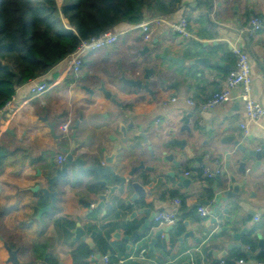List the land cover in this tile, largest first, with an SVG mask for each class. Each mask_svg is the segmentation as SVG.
I'll list each match as a JSON object with an SVG mask.
<instances>
[{
	"label": "crops",
	"instance_id": "crops-1",
	"mask_svg": "<svg viewBox=\"0 0 264 264\" xmlns=\"http://www.w3.org/2000/svg\"><path fill=\"white\" fill-rule=\"evenodd\" d=\"M254 18L262 22V29L249 35L247 30ZM155 19L159 22L151 25L150 41L144 40L140 28L122 25L114 30L122 33L119 41L88 53L78 76L70 72L68 57L46 76L19 87L11 100L13 111L0 116V221L13 216L16 220L11 221L10 230L29 241L27 256L14 243H7L19 252L22 261L34 264L33 248L43 242L50 246L59 264H74L70 251L85 243L75 239L74 232L80 225L87 238L93 235L94 248L97 238L108 241L115 249L117 264H185L188 260L195 264L197 257L215 264L209 254L223 252L221 264H264L256 260L264 252V168L255 172L252 160L246 165V174L240 173L235 161L240 154H234L233 144L222 143L225 138H234L249 148L264 146V117L258 123L247 120L239 90L223 106L206 111L201 108L213 94L225 89L237 61L235 49L249 54L251 94L264 106V0H182L174 14L146 22ZM182 20L187 21L188 37L170 26ZM203 43L214 55L209 66L190 65L207 56L192 53ZM163 57L185 61L180 65ZM148 69L153 71L148 90L130 87L122 80H143ZM40 82H46L48 90L31 94V87ZM189 100L196 106H190ZM201 112L210 113L211 119H202ZM188 114L190 137L180 132ZM242 123L247 125V134L240 127ZM77 124L79 129L75 131ZM120 125H132L126 139ZM139 132L146 134L151 150L141 147L144 139L136 137ZM174 138L187 139L194 150L193 158L179 159L184 176L190 173L185 176L191 178L187 187H178L177 177L170 176L176 168L163 155L164 151L174 152L169 144ZM137 142L140 146L136 148ZM74 144L79 148L73 158H81L84 167L70 166L66 177L54 183L56 205L38 217L39 210L51 204L41 190L49 188L48 178L66 166L64 151H73ZM114 153L118 164L114 168L125 177L141 162L145 167L161 168L148 175L142 171L132 179L143 194L133 204L126 205L136 194L129 188L113 197L104 209H95L104 194L99 183H114L84 168L102 164L103 155ZM228 154L232 156L229 171L225 168ZM60 155L65 157L63 164L57 163ZM218 165L223 168L221 176L213 180L202 176V166L216 169ZM230 175L241 185L232 198L226 195L232 185ZM37 186V191L32 190ZM45 200L48 205L40 206ZM202 207L208 211L205 217L199 214ZM5 210L10 212L2 217ZM159 212H177L178 221L173 226L158 227L154 217ZM213 219L217 222L210 224ZM185 222L193 237L183 238L187 233ZM143 227L139 237L132 240L131 236ZM171 227L153 249L145 247L157 232ZM219 229L225 231L218 235ZM7 237L0 230V264H5L3 241ZM229 244L239 247L227 249ZM142 250L144 259L139 258ZM97 255L89 264H100L101 255Z\"/></svg>",
	"mask_w": 264,
	"mask_h": 264
},
{
	"label": "trees",
	"instance_id": "trees-1",
	"mask_svg": "<svg viewBox=\"0 0 264 264\" xmlns=\"http://www.w3.org/2000/svg\"><path fill=\"white\" fill-rule=\"evenodd\" d=\"M181 1L0 0V109L19 87L41 79L67 59L82 40L122 25L138 27L148 19L168 17ZM47 205V200L40 203ZM70 254L74 264H89L97 254H111V264H117L115 249L104 238H97L93 249L80 243ZM32 257L34 264H59L47 243H36ZM256 260L264 263V252Z\"/></svg>",
	"mask_w": 264,
	"mask_h": 264
},
{
	"label": "water",
	"instance_id": "water-1",
	"mask_svg": "<svg viewBox=\"0 0 264 264\" xmlns=\"http://www.w3.org/2000/svg\"><path fill=\"white\" fill-rule=\"evenodd\" d=\"M214 45H216V43H214ZM207 43H203L202 44V48L199 50H196L195 52H192L193 54H207V56L204 57H200L197 58L195 60H193V62L190 63V65L193 64H199L201 66H209L210 61L212 59V55L211 53L207 52ZM145 51H149L148 48L145 49ZM164 59H169L174 63H178V64H183L184 63V59H180V58H175V57H163ZM213 65L216 66L218 65V62H213ZM153 75V71L151 69H148L146 71V75L143 78V80H138V81H134V80H126L124 77H122V80L125 82V84H127L130 87H134V88H138V89H145L148 90V86L147 84L149 83V80L151 79ZM104 91V89H102ZM86 91H89L88 88H86ZM105 92V91H104ZM190 117L191 115H187L186 117L183 118L184 121V126L181 128L180 132H187L188 136L190 137L192 135V130L189 126L190 124ZM200 117L206 121H209L212 117V115L208 112H201ZM133 125V124H132ZM132 125L130 126H125V125H120V132L123 134L124 138H127V133L128 130L132 127ZM52 134H54V125H50ZM79 129V124H77L74 128L75 131H77ZM137 138H142L144 139L141 147H145L147 146V148H149V150H151L150 147V142L147 141L146 138V134L144 132H139L136 134ZM74 138H76V134H74ZM223 144H233L234 145V154H240V156H237V158L235 159V161L238 163L239 167H238V171L242 174H246V165L248 162L254 160V171L256 172L258 168H264V146L262 145L260 148H249L247 146H244L243 144H241L240 142H237L234 140V138H225L222 141ZM169 144L171 146H173L175 148L174 152L171 154H167V151L163 152V155L166 157V160L170 161L173 163V165L176 168V172L175 173H171L170 176L172 178L177 177L179 183H178V187H182L185 186L187 187L188 184L191 182V178H186L183 174V170L181 169V162L179 159H182L183 156H187L188 158H193L194 157V153H193V149L189 146L187 139L183 138V139H179V138H174L172 141L169 142ZM136 148L140 146V143L137 142L135 144ZM76 148H79V146H76V144H74L72 146L73 151H69V150H65L64 153L66 154V166L58 169L56 171V175L53 177L48 178V182H49V188L47 189H42L41 192L50 199L51 204L49 207H46L44 209H40L39 213H38V217H41L42 214H44L45 212L49 211L51 208L55 207L56 205V197H57V193L54 191V183L60 181L61 178H65L67 173H68V168L70 166L76 165L79 167H84V161L81 158H73L74 155V150ZM118 149V148H117ZM104 152V151H103ZM105 154V152H104ZM152 156L155 155L154 152H151ZM1 155H3L2 152H0V157ZM116 153H114V155L112 156H107V155H103V159H102V164L99 165H91L88 166L86 168H84L85 171H93L97 176L99 177H108L112 180V182L114 183V185H108V183L106 181H101L99 183V186L101 188V190L104 192V194H101L99 196V203L95 206V209H104L105 206L111 201V199H113V197H115L116 195H119L120 193L125 192L126 189H134V191L136 192V194L130 199L128 200V202H126V205H131L133 204L137 198L139 196H142L143 194H141V188L140 186H138V184L133 183L132 179L137 175V174H141V172H145L146 175L156 172L159 170V168H161L160 166H155L154 168L151 167H145L144 164L141 162L138 166H135L133 168L130 169L129 174L127 175V177L122 176L120 173L117 172V170L114 167H118V164L115 163V157ZM196 161L201 162L200 158H195ZM226 165L225 168L227 171L230 170L231 167V163H232V156L231 154L226 156ZM116 165V166H115ZM169 175V174H168ZM231 177V187L230 190L228 192H226V195L230 198L235 197V195H237L241 189V185L237 184L235 178L230 175ZM264 187V185H263ZM39 189V187L37 186L36 188L32 189L34 191H37ZM217 222V220L213 219L212 222L210 224H215ZM208 226H210L209 224H207ZM185 226L187 229V233L184 235L183 238H189V237H193L194 233L191 231L189 223L185 222ZM172 229L168 228L165 231H159L157 232L154 237L151 239L149 244H145L146 246H149L150 249H153L154 246L156 245V243L158 242L160 236L163 234V232L168 233V231ZM144 231V227L141 228L138 232H135L132 236L131 239L133 240L134 238H138L139 234L141 232ZM222 231L225 230H217L216 234H220ZM75 239L77 240H82L83 242H85V244H87L90 248H94V242H93V235L89 238H87L85 236V232L83 231V229L80 227V225H77V228L75 230ZM234 238L237 240L239 239V235H235ZM126 239H129L128 237H126ZM198 242V241H197ZM239 246H235L232 244H229L227 246V249H231V248H238ZM8 249V248H7ZM10 256L11 257H15L16 252L11 251L10 249H8ZM209 256H212L214 258V260L216 261L215 264H221L223 257L225 256V252L221 253V254H217V253H210ZM96 258H100V255L98 254L96 256ZM12 259V258H11ZM11 261V260H9ZM13 264H17V260H12ZM185 264H191V261H187ZM195 264H207L205 262V260L201 257H197L196 258V262Z\"/></svg>",
	"mask_w": 264,
	"mask_h": 264
},
{
	"label": "built area",
	"instance_id": "built-area-1",
	"mask_svg": "<svg viewBox=\"0 0 264 264\" xmlns=\"http://www.w3.org/2000/svg\"><path fill=\"white\" fill-rule=\"evenodd\" d=\"M159 22V19H155L149 22H145L138 26L143 33V38L146 42L150 41L152 30L151 25ZM171 28L184 35L185 37L190 36L187 32V21L182 20L178 24H171ZM262 29V22L254 18L250 22V26L247 30L249 35H253ZM122 33H117L114 31H106L99 36L92 37L86 40H82L78 47L69 55V69L74 75L78 76L81 73L85 56L88 53H94L106 48L114 46L121 37ZM237 56V61L235 67L229 72L226 79V87L221 92L213 94L201 108L206 110H213L217 107L223 106L232 99L233 92L239 90L238 99L242 102L244 106L245 115L248 121L253 123H258L261 118L264 117V106L256 102L252 97V74L249 54L245 51L238 49L234 50ZM31 80L30 82H34ZM48 90V85L46 82L35 83L31 89L30 93L33 95L43 94ZM173 99L172 102H175ZM190 106H196V104L189 100L187 102ZM7 111H13L12 101H8L1 109L0 116ZM241 129L247 134V125L242 123L240 125ZM65 162L64 156L57 157V163L63 164ZM202 176L207 180H213L223 174V168L218 165L216 169H210L207 166L201 167ZM186 177L190 176V173L185 174ZM199 214L202 217L208 215L206 208H199ZM155 224L158 227H168L173 226L178 221L177 212H159L154 217ZM145 250L140 252L139 258L144 259ZM100 264H111V255L106 254L101 256Z\"/></svg>",
	"mask_w": 264,
	"mask_h": 264
},
{
	"label": "rangeland",
	"instance_id": "rangeland-1",
	"mask_svg": "<svg viewBox=\"0 0 264 264\" xmlns=\"http://www.w3.org/2000/svg\"><path fill=\"white\" fill-rule=\"evenodd\" d=\"M151 37H152V35H151ZM54 94H57V92ZM12 220L15 221L16 219L15 218L13 219V216H10V218L7 219L6 222H4L3 220L0 221V222H2L0 225H4L3 227H0L1 232L8 236L7 237L8 240L7 241L5 240L3 242L14 243L17 247H19V249L22 252H25V254H26L25 256H27V255H29V248H30L29 241H27L25 239H21L19 237H16V234L14 233V231L10 230V225L12 224L11 223ZM1 247H2V243L0 244V253H3ZM27 261H29V260H27Z\"/></svg>",
	"mask_w": 264,
	"mask_h": 264
},
{
	"label": "flooded vegetation",
	"instance_id": "flooded-vegetation-1",
	"mask_svg": "<svg viewBox=\"0 0 264 264\" xmlns=\"http://www.w3.org/2000/svg\"><path fill=\"white\" fill-rule=\"evenodd\" d=\"M3 246L5 248V254H6V260H5V264H13L12 260H17V264H29V261H22L21 258L19 257V252H17L16 250H14L9 244H7L6 242L3 243ZM10 249L11 251H15L16 255L15 257H11L10 253L8 251V249ZM12 258V259H11ZM11 260V261H9Z\"/></svg>",
	"mask_w": 264,
	"mask_h": 264
}]
</instances>
